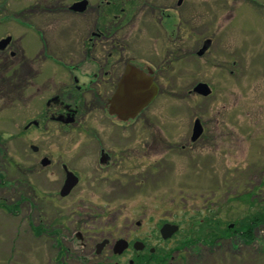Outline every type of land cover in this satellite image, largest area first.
<instances>
[{"label":"rangeland","instance_id":"374dc122","mask_svg":"<svg viewBox=\"0 0 264 264\" xmlns=\"http://www.w3.org/2000/svg\"><path fill=\"white\" fill-rule=\"evenodd\" d=\"M6 3L0 0V38H18V48L29 59L34 60L42 46L49 43L51 53L57 57L66 55L64 58L70 61V50L64 46L68 31L62 24L44 37L26 23L29 13L25 11L30 0ZM192 4L200 11L199 24L204 36L213 38L212 52L187 60L184 70L176 75L178 80L174 77L172 90L178 88L179 82L185 90L194 82L203 81L210 83L211 93L202 99L191 92L181 101L174 97L168 100L170 89L161 88L163 92L152 117L160 134L156 161L161 163L155 169L156 176L149 173L146 183L134 187L127 184L107 189L105 185L102 194L96 191L92 195V191L85 189L83 202L90 204V214H83V209L71 210L73 197L71 201L55 199L44 203L40 199L41 192L36 188L40 174L27 170L37 160L30 144L40 146L54 141L65 148L70 142L61 136L55 122L48 123L49 134L37 129L23 130L26 118L37 111L15 96L20 92L13 88L17 81L14 72L23 76L24 71L0 68V264H129L133 255L115 257L110 247L99 254H95L93 247L86 254L74 241V233L81 227L82 232H91L96 238L110 235V241L116 234L127 233L149 239V230L155 223L156 239L150 243L161 251L154 260L132 264H264V223L254 224L251 237L245 238V242L239 223L241 218L264 217V0H188L189 15ZM186 15L174 14L173 22L185 21ZM80 19H74L76 30L83 25ZM187 20L196 24L188 16ZM141 24L136 51L141 56L155 55L146 49L148 34L156 31L148 18ZM181 26L193 37L185 38L186 42L196 38L197 33H191L185 22ZM136 28L130 29L132 36ZM83 37L84 34L77 33L70 55L73 63L85 67L89 59L77 56ZM48 52L45 50L35 63L47 73L61 72L63 61L55 60ZM165 75L164 71L159 72L158 79L163 80ZM49 94L46 90L43 96ZM196 118L202 121L204 129L199 140L191 142ZM177 143L186 145L183 151ZM170 146L172 150L166 152ZM26 177L37 182L33 184L36 196L26 192ZM207 219L220 221L213 240L209 239L212 223ZM136 220L141 221L139 227ZM163 221L180 227L167 240L158 234ZM229 223H233L230 229L234 231L225 233ZM197 237L201 242L187 243ZM163 251L168 253L165 263L158 259Z\"/></svg>","mask_w":264,"mask_h":264},{"label":"flooded vegetation","instance_id":"af4514ba","mask_svg":"<svg viewBox=\"0 0 264 264\" xmlns=\"http://www.w3.org/2000/svg\"><path fill=\"white\" fill-rule=\"evenodd\" d=\"M5 1L6 4H11V0ZM30 1L31 4L25 11L29 13L26 23L28 26L37 28L44 37L48 32H52L57 24H62L68 31L64 38V46L67 45V50H70L69 55L67 54L70 61L64 58L66 55L57 57L51 53L53 48H50L49 43H45V38L43 40L45 47L42 46L34 60L26 58L18 48V38L5 35L0 38V41L8 36L11 38L4 47H0V68L5 71L20 68L19 70L24 71L23 76L14 72L17 81L13 88L20 92L17 95L15 93V96L17 100H22L27 107L29 106V109L33 111L37 109V111L26 118L23 130L37 129L43 134L46 132L49 134L48 123L55 122L59 124L57 130L60 131L61 136L67 138L70 143L65 148L54 141L40 146L30 144V149L37 153V160L33 162L34 165L29 164L27 170L31 174L34 172L40 174V182L37 183L30 177H26V192H32L31 194L35 195L33 184L37 183L36 188L41 192L40 199L43 203L45 200L55 199L71 201L73 197L74 201L70 203V209H83L82 213L86 210L83 214L87 215L92 208L89 203L83 202L86 197L85 189L92 191V195L96 191H102V194L105 192V185L107 189L115 186L123 187L127 184L134 187L140 183H146L147 174L156 176L155 169L160 166L161 161H156L159 133L152 117L154 105L163 92L161 88L170 89L168 100L174 97L181 101L186 93L191 92L196 98L206 97L207 95H202L195 90L196 86L203 81L194 82L189 89L185 90L182 87L183 84L178 81L182 86L178 84L176 90L172 88L175 83L174 77L176 78V75L184 70L187 60L194 56L203 58L212 52L213 38L204 36L202 26L199 24L201 14L199 9H195L194 4L191 8L192 14L191 12V15L188 14V0H99L95 2L87 0L82 9H76L74 4L80 0ZM34 13L37 15H31ZM174 14L187 15L184 18L185 21L180 20L178 23L173 22ZM187 16L196 24H190ZM78 18H81L80 23L83 25H80L77 32L74 19ZM144 18L149 19L156 31L150 32L147 37L149 47L146 50H149L150 54H155L148 57L141 56L136 51L139 47L141 23ZM183 22L190 30L192 29L191 33H197L194 40L185 41V38L190 40L193 37L188 34L186 28H182ZM135 26H137V32L132 36L130 29ZM156 26L160 28L157 29ZM77 33L84 34L77 56L81 60L89 59L90 63H87L85 67L81 66V63H73L72 54L70 55V52L73 53L71 48L76 46ZM45 50L49 51L48 53H51L55 60L63 61L64 68L61 72L51 70L47 73L40 64L35 63ZM44 58L45 56L42 60H45ZM140 71L158 88L156 95L135 114L125 110L122 113L115 112L111 100L116 90L124 77L132 80ZM161 71L166 73L163 80L158 79V73ZM57 83L59 85H56ZM28 85L31 87L26 91L23 87ZM209 87L212 88L211 85ZM46 90H49L50 94L44 97L43 93ZM172 113L174 112L169 114ZM200 123L203 130L204 124L202 121ZM43 134L41 136L44 139ZM199 138L200 136L190 140L194 142ZM177 144L183 151L186 145ZM171 146L166 152L172 150ZM67 180L73 184L66 194H62ZM41 216H44L43 212ZM168 222L176 224L163 221L159 225L158 234L163 240L171 238L179 230L170 237L163 238L160 229ZM135 224L139 227L141 221L136 220ZM156 227L155 223L149 230L150 233L152 232L149 239L127 233L116 234L113 241L108 239L110 235L96 238L91 235V232H82L80 227L74 233L76 239L74 241L79 242L78 244L86 254L87 250L91 253L93 247L97 254L98 244L106 240L101 251L105 247H110L111 255L115 257L123 258L125 255H133L134 260H129V264L139 260L145 262V260H154L156 257L152 258L161 251L156 245L150 243L151 240L156 239ZM120 240L126 242L127 247L118 253L115 252V247ZM167 255V251H163L158 259L165 263ZM82 261H86V255H83Z\"/></svg>","mask_w":264,"mask_h":264},{"label":"water","instance_id":"95a60500","mask_svg":"<svg viewBox=\"0 0 264 264\" xmlns=\"http://www.w3.org/2000/svg\"><path fill=\"white\" fill-rule=\"evenodd\" d=\"M86 0H81L76 3V9H82L86 5ZM73 4V5H74ZM10 36L2 39L0 41V47H4L7 42L10 40ZM130 73V72H129ZM133 81H135L133 83ZM158 88L154 83H151L148 77L140 71L137 72L132 80L124 77L123 82H121L120 86L116 90L111 102L113 105V110L115 112L118 111H132L131 114H135L138 112L143 106L148 104V102L156 95ZM195 90H198L202 95H207L210 93V88L206 83H199ZM202 133V126L200 121L197 119L194 122L193 131H192V140L197 139ZM73 184V182L67 180L64 187V192L62 194H66L68 192V188ZM178 230V226L176 224L165 223L160 229L161 236L163 238L170 237L174 232ZM106 240L102 243L98 244L96 249V253L99 254L101 252L102 247L106 244ZM127 247V243L120 240L117 242L115 247V252H122Z\"/></svg>","mask_w":264,"mask_h":264},{"label":"trees","instance_id":"16d2710c","mask_svg":"<svg viewBox=\"0 0 264 264\" xmlns=\"http://www.w3.org/2000/svg\"><path fill=\"white\" fill-rule=\"evenodd\" d=\"M251 217V218H250ZM248 219L245 220V218H241L239 220V223H240V228L242 229V233H244L243 235H245L243 237V241L245 242L246 239H248L247 237H251L250 233H251V229L253 227L254 224H257V223H264V217H258V216H250ZM207 221L209 223H212V224H209V226L212 228V230H210L212 232L211 236L209 237L210 240H213L214 238H216V235L218 233V225L220 224V221H218L217 219H207ZM201 223V221H199ZM230 231H234L232 229H230L228 227V225L226 224L225 225V229H224V232H230ZM246 238V239H245ZM195 243V242H201V239L199 237L195 238L194 240H188L187 243H189L190 245L192 243ZM184 245V244H183ZM160 261V260H159Z\"/></svg>","mask_w":264,"mask_h":264},{"label":"bare ground","instance_id":"6f19581e","mask_svg":"<svg viewBox=\"0 0 264 264\" xmlns=\"http://www.w3.org/2000/svg\"><path fill=\"white\" fill-rule=\"evenodd\" d=\"M135 81H133V83H134Z\"/></svg>","mask_w":264,"mask_h":264}]
</instances>
